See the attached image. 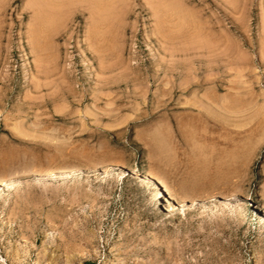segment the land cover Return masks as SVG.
Masks as SVG:
<instances>
[{"label": "rangeland", "instance_id": "374dc122", "mask_svg": "<svg viewBox=\"0 0 264 264\" xmlns=\"http://www.w3.org/2000/svg\"><path fill=\"white\" fill-rule=\"evenodd\" d=\"M263 208L264 0H0V264H264Z\"/></svg>", "mask_w": 264, "mask_h": 264}, {"label": "bare ground", "instance_id": "6f19581e", "mask_svg": "<svg viewBox=\"0 0 264 264\" xmlns=\"http://www.w3.org/2000/svg\"><path fill=\"white\" fill-rule=\"evenodd\" d=\"M151 2V1H150ZM259 206V205H258ZM264 209V208H263Z\"/></svg>", "mask_w": 264, "mask_h": 264}]
</instances>
